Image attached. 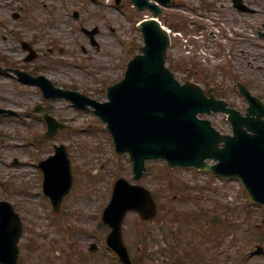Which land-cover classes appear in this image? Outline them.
<instances>
[{
    "label": "rangeland",
    "instance_id": "obj_1",
    "mask_svg": "<svg viewBox=\"0 0 264 264\" xmlns=\"http://www.w3.org/2000/svg\"><path fill=\"white\" fill-rule=\"evenodd\" d=\"M84 1L0 0V55L22 65L27 53L20 42L29 40L40 51L39 58L28 63L31 68L61 86L105 100L106 87L123 77L129 59L143 43L137 23L146 11L126 4L125 12L107 2ZM248 1L260 5L258 0ZM226 2L231 4V0ZM19 6L26 11L16 20L12 13L19 11ZM76 9L81 12L80 20L73 16ZM236 13L224 15L228 34L232 29L245 35L256 30L254 15ZM82 19L87 26L101 27L99 49L81 31ZM249 42L231 46L227 53L231 64L224 61V82L213 85L220 97L241 110L248 103L233 88L234 76L245 80L264 99V43L260 42V47ZM208 68L215 77H223L222 69ZM178 71L182 79L191 77L186 69ZM0 104L21 113L0 120V198L21 208L25 224L19 264H115L112 253L104 247L109 228L102 214L116 178L124 176L135 182L129 155L116 152L106 124L92 111L79 109L64 98L44 100L38 86L22 85L8 74L0 75ZM36 104H45L48 111L72 127L53 139H42L46 125L42 113L34 111ZM209 117L222 131H231L226 115L213 113ZM61 142L69 150L74 184L60 211L55 212L44 194L43 177L35 160L53 153L54 144ZM14 157L23 160L20 168L12 164ZM147 165L148 172L139 182L158 198L160 216L144 220L130 212L124 222V238L138 264H175L172 245L179 250L197 249L201 256L196 264H264V207L251 201L240 181L215 179L195 169H170L164 160H150ZM204 211L208 215L199 217L201 225L188 222L187 218ZM214 216L227 219L230 228L218 235L210 230L211 237L206 238V218ZM92 242L102 248L89 251Z\"/></svg>",
    "mask_w": 264,
    "mask_h": 264
},
{
    "label": "water",
    "instance_id": "obj_2",
    "mask_svg": "<svg viewBox=\"0 0 264 264\" xmlns=\"http://www.w3.org/2000/svg\"><path fill=\"white\" fill-rule=\"evenodd\" d=\"M133 2L140 8L150 6L156 15L160 14L156 3ZM139 27L145 44L140 48L141 53L128 62L124 78L107 88L108 101H97L78 91L56 87L44 75L32 77L26 71H15L23 81L40 85L45 97L66 96L88 110V105H92L93 111L108 122L116 149L131 154L136 179L143 175L146 159L161 157L172 167L196 165L213 168L225 176H239L254 199L264 203V103L239 83L250 101L243 115L226 101L216 99L213 94L208 96L199 85L190 81L181 84L166 66L168 32L154 17L143 20ZM35 56L33 52L29 59ZM3 70L0 66V71ZM212 110L229 113L233 135L221 133L211 120L198 117V113ZM3 111L6 110L0 108V112ZM46 119L49 124L46 138L56 135L59 127H68L49 115ZM56 150L57 153L43 160L41 165L45 170L46 192L59 209L72 186L73 176L65 146H56ZM209 158L217 159L218 163L211 165L206 161ZM134 209L146 218L153 217L157 203L148 190L120 178L104 211V221L112 227L108 243L127 264L132 263L123 243L122 223L126 213ZM21 235L19 214L9 202L0 200V261L17 263Z\"/></svg>",
    "mask_w": 264,
    "mask_h": 264
},
{
    "label": "flooded vegetation",
    "instance_id": "obj_3",
    "mask_svg": "<svg viewBox=\"0 0 264 264\" xmlns=\"http://www.w3.org/2000/svg\"><path fill=\"white\" fill-rule=\"evenodd\" d=\"M189 3L198 6H193L192 11H190V8L187 7V4L190 5ZM226 8L227 5L224 0H186V2L185 0H171L163 8L162 20L177 30V35H181L176 37L177 57L180 60L184 58L182 42L188 35L192 38V45L197 47L191 57L188 56V59L199 57L198 51L208 43L214 44L217 50L220 49L224 58V11ZM200 11H202L201 14H199ZM209 12L217 15L216 23L221 27V32H212L211 28L217 24L210 26L207 15ZM188 29L189 33H187Z\"/></svg>",
    "mask_w": 264,
    "mask_h": 264
}]
</instances>
